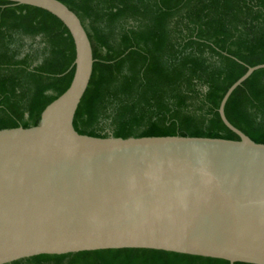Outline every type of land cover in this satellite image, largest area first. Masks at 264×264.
<instances>
[{
  "label": "water",
  "instance_id": "1",
  "mask_svg": "<svg viewBox=\"0 0 264 264\" xmlns=\"http://www.w3.org/2000/svg\"><path fill=\"white\" fill-rule=\"evenodd\" d=\"M2 1L59 20L75 57L68 88L38 126L0 130V264L122 249L264 264V145L224 116L233 91L264 64L247 68L219 103L237 141L80 135L73 118L93 59L79 19L57 0Z\"/></svg>",
  "mask_w": 264,
  "mask_h": 264
},
{
  "label": "trees",
  "instance_id": "2",
  "mask_svg": "<svg viewBox=\"0 0 264 264\" xmlns=\"http://www.w3.org/2000/svg\"><path fill=\"white\" fill-rule=\"evenodd\" d=\"M57 1L77 16L92 50L91 77L73 118L78 134L239 140L217 110L247 68L264 64V0ZM24 39L31 42L26 53ZM74 57L71 36L59 20L0 0V130L38 126L45 107L68 88ZM224 116L264 145V69L233 91ZM11 264L229 263L122 249Z\"/></svg>",
  "mask_w": 264,
  "mask_h": 264
},
{
  "label": "rangeland",
  "instance_id": "3",
  "mask_svg": "<svg viewBox=\"0 0 264 264\" xmlns=\"http://www.w3.org/2000/svg\"><path fill=\"white\" fill-rule=\"evenodd\" d=\"M22 41H23L22 51H23V53H26L29 50V48H30L31 42L28 39H24ZM34 47H36V44H34L33 46H31V48H34ZM104 132H108V129H105Z\"/></svg>",
  "mask_w": 264,
  "mask_h": 264
}]
</instances>
